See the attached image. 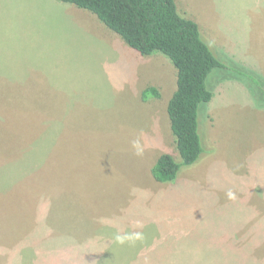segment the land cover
Instances as JSON below:
<instances>
[{"label": "rangeland", "instance_id": "obj_1", "mask_svg": "<svg viewBox=\"0 0 264 264\" xmlns=\"http://www.w3.org/2000/svg\"><path fill=\"white\" fill-rule=\"evenodd\" d=\"M174 1L200 34L231 29L246 63L210 47L226 68L207 78L203 152L158 183L161 154L181 162L164 116L176 80L158 107L140 96L153 59L171 61L135 73L69 4L0 0V264H264V0Z\"/></svg>", "mask_w": 264, "mask_h": 264}, {"label": "trees", "instance_id": "obj_2", "mask_svg": "<svg viewBox=\"0 0 264 264\" xmlns=\"http://www.w3.org/2000/svg\"><path fill=\"white\" fill-rule=\"evenodd\" d=\"M59 1L94 14L141 56L162 53L176 68V90L166 110L181 162H176L170 154H161L150 170L158 183L175 182L180 168L193 165L203 152L198 111L213 98L206 84L208 76L215 69H225L226 65L203 41L198 25L179 14L174 0ZM159 96L153 87L141 93L143 101Z\"/></svg>", "mask_w": 264, "mask_h": 264}, {"label": "crops", "instance_id": "obj_3", "mask_svg": "<svg viewBox=\"0 0 264 264\" xmlns=\"http://www.w3.org/2000/svg\"><path fill=\"white\" fill-rule=\"evenodd\" d=\"M69 5L71 6V8H74L72 10H71V8H69V10H68V12L71 14V18L73 21H75L78 24L89 25L93 29H95V31L101 30V36H103L105 34L104 27H103L102 23L99 21V19L94 14H93L94 16L93 15L90 16V14H92V13L87 15L85 13L87 11L80 9V8H77L72 4H69ZM95 17L98 19V21L101 24L98 21H96L97 19ZM199 24H200V27L203 29L201 31L202 32L201 34L204 35L206 43L209 45V47H211L213 49H214V47L219 48V50H217V51H220L221 53H223V56L225 57V59H224L225 61H228V60L235 61L239 58L238 63H240L242 65H244V63H246L245 58L242 56L243 50H242L241 44H236V43L230 41V40H232L231 35H230L231 29L226 30L225 26H221V25H218V26L208 25V24L203 25L201 22H199ZM102 32H104V34ZM246 33H248V32H246ZM114 34H113L114 37L112 38L115 41L114 44L116 43L117 45H119V48L117 47V55H118L117 66H119V67L124 66L125 67L126 65H128V63L131 60L136 61V59H137V62L135 64L138 63V67L134 68L135 73H136V70H138L140 67H143L147 60L152 59L151 57H149V59H147L146 57H142L141 55H136V56L133 55L132 54L133 51L131 52V50L124 43V41H122V39H120L119 36H117L116 34L114 35ZM105 35H107V34H105ZM107 36H109V35H107ZM239 38L244 39L242 34ZM237 40L239 41V39H237ZM213 41H215V42H213ZM237 46H239V49H240L239 54H237L234 51V48ZM157 59H158L157 61H154V59H153V62L156 63L155 65H158V68L160 69L159 71H161V75L159 76L160 79L158 81V84L154 85V87L155 88L158 87L157 89H159V88L162 89V87H167L169 85L172 86L173 83L175 82V80L177 79L176 68L174 67V65H169L171 63L168 60L165 61V60L160 59V58H157ZM134 77H136L135 74H134L133 78ZM125 82L127 83V81H125ZM131 84H133V83H131ZM171 91H173V88L171 89ZM136 95L138 96L139 94L136 93ZM159 99H160V97L159 98H150L146 101L142 100V103L144 102V104H149L147 106H149L151 109H153V108H155V106L156 107L159 106V103H158ZM212 101L213 100H211V102ZM166 109H167V105L165 106V109H164V116L165 117L167 115ZM159 112H161V114H162V111H159Z\"/></svg>", "mask_w": 264, "mask_h": 264}]
</instances>
